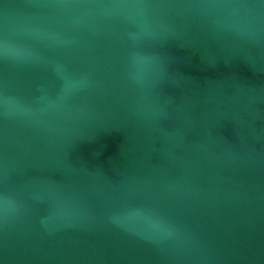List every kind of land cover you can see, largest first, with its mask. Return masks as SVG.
<instances>
[{
    "label": "water",
    "instance_id": "1",
    "mask_svg": "<svg viewBox=\"0 0 264 264\" xmlns=\"http://www.w3.org/2000/svg\"><path fill=\"white\" fill-rule=\"evenodd\" d=\"M0 264H264V0H0Z\"/></svg>",
    "mask_w": 264,
    "mask_h": 264
}]
</instances>
